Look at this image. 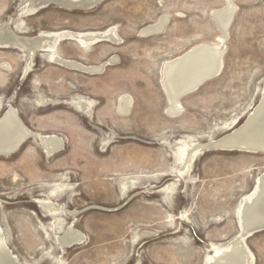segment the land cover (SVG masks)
<instances>
[{
    "label": "rangeland",
    "instance_id": "374dc122",
    "mask_svg": "<svg viewBox=\"0 0 264 264\" xmlns=\"http://www.w3.org/2000/svg\"><path fill=\"white\" fill-rule=\"evenodd\" d=\"M230 1L236 12L223 37L213 12L227 0H104L90 9L36 11L0 0V29L20 36H118L88 47L64 39L32 62L0 48V118L14 108L32 133L14 154H0V230L20 264H213V246L239 235L238 207L264 174V153L203 150L180 178L175 146L222 139L261 102L264 0ZM163 17L161 34H141ZM203 44L223 47L220 75L184 95L182 112L171 115L165 65ZM53 52L106 66L89 74L54 63ZM123 97L133 104L121 114ZM38 135L64 146L49 155ZM38 200L54 203L57 214ZM70 227L84 241L64 249L58 238ZM245 243L255 264H264V230Z\"/></svg>",
    "mask_w": 264,
    "mask_h": 264
},
{
    "label": "bare ground",
    "instance_id": "6f19581e",
    "mask_svg": "<svg viewBox=\"0 0 264 264\" xmlns=\"http://www.w3.org/2000/svg\"><path fill=\"white\" fill-rule=\"evenodd\" d=\"M46 1H51L52 4L60 7L89 9L98 0H22L21 6L31 11H36L39 7H43L42 5ZM235 12L236 7L230 0H227L224 8L213 12L216 23L223 31V37L227 35L226 32L232 23ZM167 23V18L163 17L158 23L144 28L141 34L146 37L159 35L164 31ZM117 38V34L112 30L81 33L73 37L69 33H42L36 37H26L16 34L7 25L0 29V48H12L27 53L32 62L38 52L54 51L58 43L64 39H73L80 45L88 47L100 42H116ZM223 53L224 50L221 45L212 46L203 44L181 57L166 63L164 68V85L171 103L169 114H180L183 110L180 99L184 94L194 89L208 76L222 69L223 62L221 57ZM50 55L54 63L89 74L101 73L105 65L103 64L99 67L85 66L78 62L61 59L56 55V52ZM30 67L31 65L26 69L27 73ZM132 104V98H121L119 112L121 114L128 113ZM75 105L82 112L88 110L85 102H78ZM31 136L32 133L23 124L14 108L8 110L0 118L1 155L9 156L14 154L21 144ZM38 136L39 142L49 155L59 152L64 146L63 140L56 136ZM175 146L176 149H179L180 161L183 164L182 168L177 172L180 178L190 172L198 154L208 147L246 152H251L252 150L254 152V150L258 149L263 150L258 153H264V92L259 106L246 120L245 124L236 131L224 136L220 140H212L205 145L189 146L185 141H178L175 143ZM38 205L52 215H56L58 212L55 204L51 201L38 200ZM238 219L240 225L239 235L228 246H213L214 254L209 257V260L213 264H255V257L245 243V239L254 230L264 226V174L258 178L254 191L245 196L241 201L238 207ZM58 239L61 247L65 249L81 244L84 241V236L79 231L74 230L73 227H70ZM6 243L4 235L0 230V264H20Z\"/></svg>",
    "mask_w": 264,
    "mask_h": 264
},
{
    "label": "water",
    "instance_id": "95a60500",
    "mask_svg": "<svg viewBox=\"0 0 264 264\" xmlns=\"http://www.w3.org/2000/svg\"><path fill=\"white\" fill-rule=\"evenodd\" d=\"M103 1H104V0H98V1H96L95 4H93L92 6H90V8H94V7H96L98 4H100V3L103 2ZM51 4H52L51 1H49V2L46 1L42 6H44V7L46 8V7H48V6L51 5ZM90 8H89V9H90ZM230 25H231V24H230ZM229 27H230V26H229ZM228 30H229V28H228ZM228 30H227L226 33H228ZM220 72H221V69L218 70L215 74H212V75L208 76L207 78H205L202 82H200V84H199L198 86H196L194 89L188 91L186 94L191 93L192 91L197 90V89H198L200 86H202L206 81L216 78L217 76L220 75ZM186 94H184V95H186ZM211 148H214V147H208V148H206L205 150H207V149H211ZM262 151H263V150H258V149L254 150V152H256V153H258V152H262ZM251 152H253V150H252ZM262 230H264V226H262V227H260V228H257L256 230H254V232H253L251 235H249L248 237H251L253 234H255V233H257V232H260V231H262ZM248 237H247V238H248ZM60 245H61V243H60Z\"/></svg>",
    "mask_w": 264,
    "mask_h": 264
}]
</instances>
